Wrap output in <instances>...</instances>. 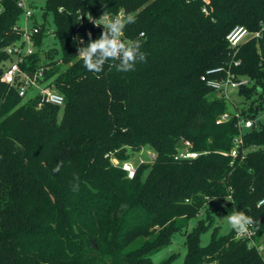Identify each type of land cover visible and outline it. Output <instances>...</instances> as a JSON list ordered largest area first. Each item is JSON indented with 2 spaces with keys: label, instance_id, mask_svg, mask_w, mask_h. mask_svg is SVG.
Returning <instances> with one entry per match:
<instances>
[{
  "label": "trees",
  "instance_id": "obj_1",
  "mask_svg": "<svg viewBox=\"0 0 264 264\" xmlns=\"http://www.w3.org/2000/svg\"><path fill=\"white\" fill-rule=\"evenodd\" d=\"M2 4L0 264H153L178 232L187 235L184 264H264V36L244 40L233 58L227 40L236 27L264 28V0H210L209 15L201 0H31L40 32L22 69L45 68L42 83L64 96L63 107L24 102L2 81L22 21L16 1ZM105 5L135 17L123 39L140 38L146 62L134 71L105 64L97 76L77 56V37L86 44L89 31L92 39L102 33L88 17L98 19ZM50 17L58 48L44 51ZM234 60V73L250 81L237 104L201 79ZM236 112L254 125L244 131L246 155L232 158ZM225 113L232 118L217 124ZM184 142L196 159H175ZM143 149L156 158L129 179L121 164ZM234 208L260 222L253 238L216 228L203 246L199 233L212 214Z\"/></svg>",
  "mask_w": 264,
  "mask_h": 264
},
{
  "label": "built area",
  "instance_id": "obj_2",
  "mask_svg": "<svg viewBox=\"0 0 264 264\" xmlns=\"http://www.w3.org/2000/svg\"><path fill=\"white\" fill-rule=\"evenodd\" d=\"M17 6L22 10V21L14 27L20 35V39L13 45L6 48V53L13 58L11 64L5 69L2 76V81L11 87H16L18 94L21 98L25 99L30 92H35L34 97L39 98L40 106L43 104H50L54 106L63 107L65 104V98L55 88L47 83H42L45 75V68H40L36 71L28 72L22 69V65L25 63L28 56L33 55L36 52L34 45V37L39 34L40 29L34 24V17L37 11L31 5V0H14ZM204 5L202 8L205 15H209V3L210 0H201ZM3 0H0V14L3 11ZM122 13V12H121ZM103 29V26H100ZM264 36V28L260 31L251 33L245 27L234 28L227 40L231 49L230 56L236 57L239 51L240 45L249 37H253L257 40L262 39ZM240 66V61H232L229 67H217L208 70L203 76L202 81L206 82L208 86L218 91L223 98L227 99L231 103L233 101V95L242 87H246L250 84V81L245 78L239 77L234 73L232 67ZM238 118V130L239 134L234 140V146L231 151V157L237 158L238 156L246 155L247 150L244 149V131L253 127L254 122L249 119H244L236 112ZM232 115L229 113L223 114L217 121V124H221L229 121ZM192 145L190 142H184V147L179 150L175 156L176 160L196 159L200 153L191 151ZM155 155H151V161L155 160ZM116 165H120L119 161L113 160ZM122 169L127 173L129 179H133L136 175L137 168L132 162H124L121 164ZM264 201V199L262 200ZM263 205L259 203V206ZM255 232L251 229L247 234H238L240 238L252 239ZM254 245V242H251ZM260 250L262 248L260 247Z\"/></svg>",
  "mask_w": 264,
  "mask_h": 264
},
{
  "label": "clouds",
  "instance_id": "obj_3",
  "mask_svg": "<svg viewBox=\"0 0 264 264\" xmlns=\"http://www.w3.org/2000/svg\"><path fill=\"white\" fill-rule=\"evenodd\" d=\"M88 20L94 26H103V31L96 39L91 38L92 33L89 31L86 44L82 38L77 37V42L84 45L77 48V56L82 59L87 71L98 76L104 65L109 64L110 68L114 67L118 72H130L135 70L137 63L146 62V53L141 50L143 42L140 38L128 42L122 39L125 27L135 22L133 15L123 13L111 15L106 8L98 19H93L89 14ZM143 36L144 33H140V37ZM54 171H59V166ZM76 179L78 180V177ZM78 189L79 184H73V191ZM260 203L264 204V201ZM224 219L230 229L239 234H247L251 229L259 230L260 227L258 220L235 208Z\"/></svg>",
  "mask_w": 264,
  "mask_h": 264
},
{
  "label": "rangeland",
  "instance_id": "obj_4",
  "mask_svg": "<svg viewBox=\"0 0 264 264\" xmlns=\"http://www.w3.org/2000/svg\"><path fill=\"white\" fill-rule=\"evenodd\" d=\"M44 3H40L39 6H43ZM50 31L45 38L44 42V51H49L54 48H58V43L56 38L54 37L55 26L53 22V18L50 17ZM123 39V36H122ZM236 94V92H235ZM233 95V101L237 104L240 102V98L236 95ZM35 92H30L28 96L24 99V102H27L30 98H34ZM258 122H264V115H260ZM153 152L150 149H143L141 152H132L129 150V161L132 162L136 167H139L141 164L144 163H151V155ZM146 176H144L145 178ZM228 200H225V203ZM232 211L226 212L221 214H212L211 219L214 220L213 225L203 230L199 233L200 241L203 246L210 244L212 241L213 233L216 228H218V233L220 235H228L232 230L227 225L224 217L226 215L231 214ZM198 217H192L189 221V226L187 228V232H191L194 230L195 226L197 225ZM187 235L186 232H178L174 235L171 242L164 246L161 250L155 252L152 255L153 264H184L186 260V255L188 251V247L186 244Z\"/></svg>",
  "mask_w": 264,
  "mask_h": 264
},
{
  "label": "water",
  "instance_id": "obj_5",
  "mask_svg": "<svg viewBox=\"0 0 264 264\" xmlns=\"http://www.w3.org/2000/svg\"><path fill=\"white\" fill-rule=\"evenodd\" d=\"M126 153H127V149H123V150H121V152H120L121 155H125Z\"/></svg>",
  "mask_w": 264,
  "mask_h": 264
}]
</instances>
